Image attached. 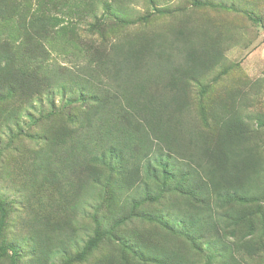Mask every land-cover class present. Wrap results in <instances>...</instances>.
I'll return each instance as SVG.
<instances>
[{
	"label": "rangeland",
	"instance_id": "1",
	"mask_svg": "<svg viewBox=\"0 0 264 264\" xmlns=\"http://www.w3.org/2000/svg\"><path fill=\"white\" fill-rule=\"evenodd\" d=\"M14 1L20 5L18 14L0 20V42L7 41L19 51L26 39L25 31L19 28L21 21L28 26L38 11L56 17L59 25L53 29V39L46 41L49 60L39 66L40 72L51 66L73 76L51 91L19 95L5 92L0 98V199L8 213L3 241L18 250L21 264H93L101 255L111 254L131 261L134 256L123 239L138 241L135 238L140 232L149 229L144 214L152 213V208L170 214L176 209L181 214L178 207L195 198L176 190L167 192L161 202L145 205L129 224L115 230L116 240L111 238L114 236L109 232L119 217L118 210H110L111 199L115 200L113 187L94 183L80 188V170H69L65 149L53 145L58 133L77 127L75 123L92 103L91 94L82 91L78 79L85 77L92 49L102 47L109 52L112 46L147 35L163 37V42L170 45L175 41L178 49L182 43V38L176 40L179 31H207L209 45L217 43L223 58L200 80L190 81L179 128L213 139L218 124L239 120L246 131L243 142L255 149L264 170V0ZM29 68L35 67L27 64ZM150 137L151 150L156 152L158 140L152 133ZM187 141V136H181L180 146L174 151H181ZM163 149L167 153L165 146ZM47 158H52V167L47 166ZM155 161L153 166L159 171ZM176 181L172 187L181 179L177 177ZM195 183L189 185L198 193L199 180ZM259 185L251 203L229 197L214 202L222 215L220 225L228 233V244L235 249V244L250 241L258 250L253 258L243 249L234 250L240 264H264V179ZM139 197L141 204L148 199L144 193ZM116 200L120 207L118 193ZM167 215L176 223L182 221L181 216ZM96 221L107 232L98 247L88 253V245L96 236ZM176 228L184 231L181 224ZM195 236L197 242L183 239L182 243L196 264L224 261L220 248L217 251L211 241H199L198 234ZM84 251L90 262L79 256ZM0 264H10L9 258L0 260Z\"/></svg>",
	"mask_w": 264,
	"mask_h": 264
},
{
	"label": "trees",
	"instance_id": "2",
	"mask_svg": "<svg viewBox=\"0 0 264 264\" xmlns=\"http://www.w3.org/2000/svg\"><path fill=\"white\" fill-rule=\"evenodd\" d=\"M19 6L14 0H0V20L15 18ZM34 15L28 26L23 21L20 23L26 39L19 51L13 50L7 41L0 42V98L5 92L15 91L19 95L26 91L33 94L51 91L73 77L72 73L66 75L51 66L40 72L39 66H45L50 55L46 41L53 39L59 19L39 11ZM180 38L178 49L174 47L175 41L170 45L163 42V37L148 35L112 46L109 52L102 47L92 49L85 77L78 78L82 91L91 94L92 103L75 123L78 124L75 129L67 132V127L54 137L53 145L65 149L68 169L80 170L83 177L80 188L94 183L113 187L115 200L111 199L110 210H118L116 215H119L109 232L113 236L115 230L131 222L136 212L145 205L161 202L167 192L176 190L195 197L178 207L181 214L176 209L170 214L153 208L152 213L144 214L149 229L140 232L135 238L138 241L123 239L126 249L134 256L131 261L111 254L101 255L93 264H196L182 243L183 239L197 242L196 234L199 241L207 239L215 250L220 248L217 251L224 258L221 264H240L234 250L243 249L250 258L258 255L250 241L235 244V249L232 243V246L228 244V233L220 225L222 215L214 206L216 198L221 197L246 204L253 202L255 187L259 189V182L264 179L255 149L243 142L246 131L242 122L218 124L213 139L204 133L179 128L190 81L200 80L218 65L222 52L217 43L209 45L207 31H179L176 40ZM26 63L35 68L26 69ZM150 133L158 140L156 152L151 150ZM181 136L188 137L187 145L183 144L181 151H174L180 146ZM153 161L157 162L159 171ZM47 164L52 167V158H47ZM177 177L181 181L172 187ZM196 179L198 193L189 185H196ZM117 193L122 199L120 207ZM142 193L148 197L143 204L138 202ZM125 194L127 197L122 198ZM166 214L181 216L182 221L176 223ZM0 215V260L9 258L10 264H21L18 250L3 241L8 213L1 199ZM96 224V236L88 245V253L98 247L107 232L101 222ZM177 224L183 225L184 231H179ZM111 238L116 240L115 236ZM88 253L84 251L79 256L90 262Z\"/></svg>",
	"mask_w": 264,
	"mask_h": 264
}]
</instances>
